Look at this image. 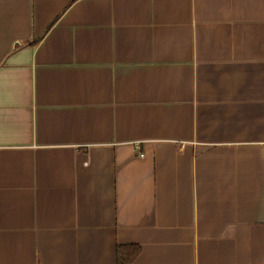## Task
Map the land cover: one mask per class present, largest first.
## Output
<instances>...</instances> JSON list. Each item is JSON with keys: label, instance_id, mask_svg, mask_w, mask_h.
I'll return each instance as SVG.
<instances>
[{"label": "crops", "instance_id": "1", "mask_svg": "<svg viewBox=\"0 0 264 264\" xmlns=\"http://www.w3.org/2000/svg\"><path fill=\"white\" fill-rule=\"evenodd\" d=\"M128 244L264 264V0H0V264Z\"/></svg>", "mask_w": 264, "mask_h": 264}, {"label": "trees", "instance_id": "2", "mask_svg": "<svg viewBox=\"0 0 264 264\" xmlns=\"http://www.w3.org/2000/svg\"><path fill=\"white\" fill-rule=\"evenodd\" d=\"M140 252V246L135 244L117 246V264H131Z\"/></svg>", "mask_w": 264, "mask_h": 264}, {"label": "built area", "instance_id": "3", "mask_svg": "<svg viewBox=\"0 0 264 264\" xmlns=\"http://www.w3.org/2000/svg\"><path fill=\"white\" fill-rule=\"evenodd\" d=\"M143 155V154H142Z\"/></svg>", "mask_w": 264, "mask_h": 264}]
</instances>
